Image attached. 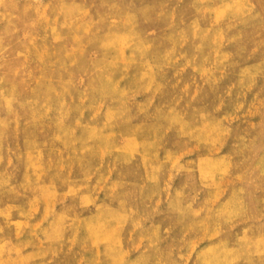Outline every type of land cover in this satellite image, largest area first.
Returning a JSON list of instances; mask_svg holds the SVG:
<instances>
[{
    "label": "rangeland",
    "instance_id": "1",
    "mask_svg": "<svg viewBox=\"0 0 264 264\" xmlns=\"http://www.w3.org/2000/svg\"><path fill=\"white\" fill-rule=\"evenodd\" d=\"M0 264H264V0H0Z\"/></svg>",
    "mask_w": 264,
    "mask_h": 264
}]
</instances>
